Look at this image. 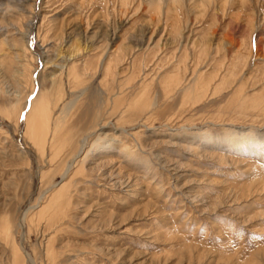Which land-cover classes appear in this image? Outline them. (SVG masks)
Here are the masks:
<instances>
[{"label":"rangeland","instance_id":"obj_1","mask_svg":"<svg viewBox=\"0 0 264 264\" xmlns=\"http://www.w3.org/2000/svg\"><path fill=\"white\" fill-rule=\"evenodd\" d=\"M0 264H264V0H0Z\"/></svg>","mask_w":264,"mask_h":264},{"label":"bare ground","instance_id":"obj_2","mask_svg":"<svg viewBox=\"0 0 264 264\" xmlns=\"http://www.w3.org/2000/svg\"><path fill=\"white\" fill-rule=\"evenodd\" d=\"M42 100L39 96L35 97V99L32 101L30 105V110L27 113L26 118H25L26 133L27 134L30 133V135L34 137V142L35 141L37 142L36 144L37 146H41V143L43 140L42 136L43 134H45L42 129L43 127L42 123H43V120H45V118L43 119L44 108H43Z\"/></svg>","mask_w":264,"mask_h":264}]
</instances>
